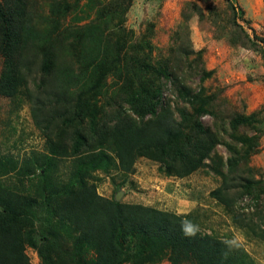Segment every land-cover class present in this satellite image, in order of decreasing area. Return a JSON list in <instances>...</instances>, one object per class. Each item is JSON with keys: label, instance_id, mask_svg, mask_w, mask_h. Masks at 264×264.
Listing matches in <instances>:
<instances>
[{"label": "rangeland", "instance_id": "1", "mask_svg": "<svg viewBox=\"0 0 264 264\" xmlns=\"http://www.w3.org/2000/svg\"><path fill=\"white\" fill-rule=\"evenodd\" d=\"M14 3L25 13L19 24L22 49L11 58L0 50V212L9 202L21 207L18 226L1 239L9 263L98 264L100 246L92 244L90 234L107 223L106 214L93 210L107 205L88 193L94 188L105 201L176 216L205 237L240 245L252 264H264V242L235 223L233 210L212 196L224 186L219 170L229 153L223 146L203 168L182 178L163 172L160 161L149 156H136L131 170L124 171L112 141L73 157L66 140L70 128L52 141L38 124L46 125L58 112L65 115L66 104L80 95L91 108L84 125L105 124L128 95L157 86V72L166 69L188 79V87L202 90L228 117L258 114L259 123L241 133L260 136V147L238 178L263 190L264 0H0ZM52 47L53 67L42 90L34 79ZM166 97L175 102L173 94ZM203 121L213 127L211 117ZM171 122L179 128L181 121L175 115ZM81 189L87 193L77 198ZM236 215L254 220L252 226L260 224L253 216L263 223L264 196L246 197ZM29 238L38 249L29 247ZM143 247L148 250L143 239L129 235L124 248L130 257L123 264H172L168 243L162 256L140 253ZM196 260L188 254L179 264Z\"/></svg>", "mask_w": 264, "mask_h": 264}, {"label": "trees", "instance_id": "2", "mask_svg": "<svg viewBox=\"0 0 264 264\" xmlns=\"http://www.w3.org/2000/svg\"><path fill=\"white\" fill-rule=\"evenodd\" d=\"M24 15V10L20 9L17 3L10 6L0 4V50L5 56H10L15 50L13 57L22 49L23 33L19 24ZM53 49L52 47L49 52L48 50L44 52L42 72L34 79L36 87L42 90L46 84L45 74L53 67L50 55ZM262 50L264 63V47ZM209 77L210 74L203 76L201 82H206ZM157 78L159 84L153 89L141 88L128 95L125 104L121 109L113 111L105 124L99 120L89 126L84 125L87 121L85 111L91 108L85 105L83 95L78 96L73 103L66 104L65 115L58 112L56 117L46 122V125L41 121H38V124L51 139L57 138L58 135H60L58 138H62L64 128L66 126L70 128L72 132L66 140L70 144V153L73 157L94 152L95 143L101 144L98 148L101 149L105 142L112 141L118 147V158L124 171L131 170L136 156H149L160 161L163 172L176 174L182 178L203 168L212 153H215V149L223 146L229 153L226 162L222 164V169L219 170V174L224 177V186L214 191L212 196L233 210L235 223L241 228L249 229L264 242V220L261 223L259 217L253 216L260 220V224L252 226L256 224L254 220L245 221L236 215L240 202L246 197L254 196L259 200L264 196V189H258L247 178H238L241 167L260 147V136L249 137L241 133L243 128L259 123L258 114L254 113L249 117H228L223 109L214 104L212 98L204 97L202 90L195 92L188 87V79L171 74L166 69H160ZM166 93L173 94L175 102L167 98ZM172 103L175 104V108H171ZM175 115L181 121L179 128L176 122L173 124L171 122ZM35 116L39 119L37 113ZM206 116L213 120V127L205 125L203 119ZM155 126H158L159 130H154ZM183 127L186 129L181 130ZM103 129L106 133L101 135ZM88 191L107 205L104 211L93 210L96 215L106 214L107 223L104 229L100 228L98 234H90L92 244L100 246L98 264H123L124 258L130 257L126 255L124 248L129 235L143 239L148 245V250L143 247L140 253L153 251L155 256H162L164 245L168 243L172 264H179L183 256L188 254L196 258L198 264H252L245 249L240 245L228 240L205 237L176 216L162 215L157 210H148L140 206L124 207L118 202L111 203L101 199L94 188ZM86 193L81 189L77 198ZM7 206L4 213L0 212V244H3L1 241L3 234L7 236L11 233L21 218L20 205L9 202ZM126 214H131L132 217L125 218ZM261 218L264 219V216ZM125 219L129 220L126 225ZM247 222L251 223V228ZM29 241V247L38 249L37 242L30 238ZM23 245L25 246L24 240ZM80 252L78 251V254ZM10 259V254L0 245V264H11Z\"/></svg>", "mask_w": 264, "mask_h": 264}]
</instances>
